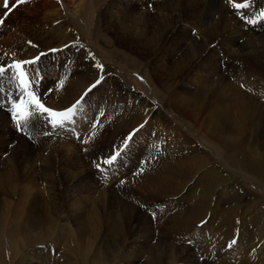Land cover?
I'll list each match as a JSON object with an SVG mask.
<instances>
[{"label":"rangeland","instance_id":"1","mask_svg":"<svg viewBox=\"0 0 264 264\" xmlns=\"http://www.w3.org/2000/svg\"><path fill=\"white\" fill-rule=\"evenodd\" d=\"M14 2H15V6L12 8V10L0 16V20L3 21V23L0 24V66H5L14 61H17L16 59L21 58L23 59V61H25L40 56V60L36 63L35 66L29 65L26 66V68H29V70L31 69V71L33 67L35 68L36 73H38L39 76L36 74V76L33 78V83L34 86L37 87L39 91L38 96L40 97L41 102L43 101L42 103H44L45 106L50 107L52 109L58 111L66 109L67 107H70L72 104H74L77 100H79L82 96L84 98L81 102L82 103L84 102L88 107H89V101L87 99L90 100L91 96L95 95L96 96L94 97L95 101L96 100L98 101V102L96 101L95 107L94 108L92 107L93 109L87 110L86 107L81 109L77 107V111L75 115L72 117V120L65 122L63 127H53L46 118L47 114H45V116L32 117L27 122L26 125L23 122H21L19 126L21 128H18L16 123L13 121L12 115L9 114L4 109L0 108V114L4 115L6 117V120H8L7 121L9 127L8 131H10L13 134L14 138L16 137L17 139L18 137V139H20V141L22 142V145L27 150V152L25 153L26 155L22 154V158L32 159L33 157H35L42 148L41 143H44L45 145H47L48 143V145H50V148L55 149V150L51 149L54 158L56 157L55 159H53V164L56 163L55 165H53L54 167L53 174L54 176H57V178L59 177L57 179V182H59L60 187H58L57 193L60 194L59 196H62V198L65 199L68 198L64 190L66 191L65 189L66 184L69 183L67 181L71 179L67 177L66 179L61 181V179H63L66 175L60 176L62 172L60 170L69 167L71 164L73 165V168L75 167L73 169V172L75 171V173L73 174H76L78 176L76 177V175H74V178L76 179V181L81 180V185L83 184L86 187L91 186L90 188L93 189L94 187H96L95 189L106 188L107 189L106 192L108 193L106 197L101 198L103 199L102 201H105L109 203V205H112L114 211L120 208L119 210L121 211V213L127 215L129 214L130 215L129 218L133 219L131 222V227L129 226L127 229L128 230L127 232L129 233L127 236L128 241L131 242L134 240H140L139 244L142 245L145 244L144 243L145 241L146 244H148V246L151 247L150 252L148 253L149 255L146 257H141L140 262L138 264L140 263L145 264L146 262L149 261H151L152 263L155 262V264H181V262L182 264L184 263L206 264V262L210 258H214V256L217 257V255L221 251L220 246L217 247L216 242L214 241V238H216L214 237V232H217V230L220 228L218 219H212L209 221L208 219L210 218V215L209 216L203 215L195 221V223L193 224L192 231H188L185 233H181L178 231L181 230L178 227V220H177L178 216L182 212H185V210L188 207L192 208L191 203L187 201L188 199H184L183 202L179 201L182 198L181 197L182 191L180 192V187L178 188V192L176 194L177 196H173V203L169 202L168 200L169 196L166 195L169 193H167L165 190H163V192L161 193H158L157 195H153L152 193L149 194L148 192L145 193L136 192L138 189H140V187H142V185L148 184L152 176H154L159 170H161L162 167L166 165L168 167L169 165V168H173L172 163L178 161V159L181 156L187 153L188 152L187 149H184L183 146H181L176 140L174 139L170 140L168 137H166L165 134L163 133L159 134L160 131L159 127H156L153 124L149 129L151 130L154 129L155 131L154 133L150 132V136H152V138L156 140L155 141L151 140L149 141V143L146 141L139 140L138 138L140 133L143 132V128L145 131L146 129H148L147 128L148 124L146 123L147 125H145L144 127L143 126L144 120H142V122L139 123V125H136L132 129L127 127L125 122L127 121V119L131 117L130 115H128L130 114L129 112H124L121 110L122 107L120 106L124 100L118 98V94L110 91V89L112 88H110L109 91H105L102 88V86L99 85L102 83L104 79L108 78V80L111 81L110 74H111V70H113L112 74H116L126 85L144 94L152 102L157 103L159 101L161 104L164 105L166 103L168 94L166 93V90L162 87V85L168 82L170 88L173 89V93L176 92L179 98H181L180 97L181 94L183 93L185 94L186 91L187 92L196 91L198 96L201 94V97H204V95L207 93L211 98L209 100H206L205 103L206 104L205 110L207 111L210 108V104L214 105L215 98H213L214 96L210 94V91H212L213 88L217 91L219 88L221 89V87L228 85L227 86L228 88H230L234 92H237L236 89H238V86L240 84V77L237 74V69L239 66V63L237 61H239L238 59L239 56L241 57L244 56L247 58L249 56L248 54L252 52V58L255 57L258 60L264 58V35H263L264 29L262 30L257 29L256 32L253 33V35L247 33V28L256 25L254 21V19L256 18L253 17L254 15L252 16L250 13L244 12L243 15H245V17L241 18L240 14L243 13V11L242 12L240 11L241 13L237 15L235 13L236 8L232 6V3L233 2L236 3V0H231V2L230 0H202V2H200L199 0L198 1L175 0V2H178L179 4L175 3L173 0H170L169 2L166 3L163 1L160 4H158L157 2L155 3L150 2L152 4L147 3L144 5L141 4L132 5L128 2H114L113 6L116 11L119 8H122V6H125L127 7L128 11L133 10L135 11V13L137 12L138 14L141 13L147 19L155 15V17L149 19V21L151 20L150 21L151 23L154 20H158L156 25L162 26L164 24L165 27L169 25L167 26L168 28L166 27L167 32H165L164 34H158L157 32L156 36H152L153 39L155 38L154 40L155 43H157V45L154 49L147 50L144 48L146 47L147 44L145 45L142 44V41L147 43V39L146 38L143 39L144 37L143 35L138 34V36H134L132 34V31H129V35L127 34L124 35V31L117 28L118 23H116L115 28L112 29H110L109 26L105 24L106 19L102 13L105 7L109 8L110 6L109 0H23V2H21V0H14ZM194 3L196 4L198 3V4L196 5ZM221 4L224 6H222ZM147 5H149L150 7L148 8ZM152 5L154 6V8ZM256 8H259V6H257ZM105 12H107V10H105ZM160 12H163L165 18L161 19V16L159 14ZM203 13L206 15H202ZM262 13H264V7H262ZM195 18L197 19L195 20ZM262 19H264V17H262ZM164 20L167 23H165ZM188 20L189 22L187 23ZM258 20L259 19L257 18L256 21L260 23V21ZM131 21H134L135 23L139 22L136 20H131ZM250 21H254V24L253 22ZM61 22L62 24L63 22H66L67 25L70 26L71 31L76 34L77 38L80 41H82L83 44H85L84 48L88 50V54L87 53L85 54L81 48L79 50V48L76 47L77 44L76 42H71V43L68 42V44H63L62 43V41H64L63 37L61 38V42H60L59 40V38L61 37L60 30L62 29L60 25ZM237 30H239L238 34H236ZM218 31L220 32L218 33ZM240 31L244 33V35H241L242 33ZM198 33L199 34L201 33V35H199ZM115 36H117L116 38H120L122 41L119 43L115 42L114 41ZM226 38L227 40L225 41ZM233 38H235L236 40ZM142 48H143V52H142ZM261 51L262 53H260ZM165 52L168 54H166ZM81 53L85 55L84 59ZM164 53L165 55H163ZM90 56L93 57L95 60L98 59L100 64L98 62L97 63L98 65H102V68L90 67L89 65H86L88 64L86 62L89 61L92 62L93 64V61ZM147 57H149V59ZM180 58L181 60H179ZM183 61L185 62L183 63ZM134 62H136L137 64H135ZM157 62L159 63L161 62V63L156 64ZM185 63H187L188 65L187 64L185 65ZM149 64L150 65L152 64L153 66L152 65L150 66ZM177 64L180 68L177 66ZM146 69L148 70L147 73L148 75L146 74L147 71ZM71 70L75 72L76 70H78V72L76 73L77 76L71 78ZM59 71H62L64 74L60 75L58 73ZM170 71L173 72L170 73ZM29 73L31 75V72ZM105 73L107 75H105ZM7 74H9V72ZM65 74L66 76H68L67 78L68 81H64L63 86L60 87L59 82L63 80ZM138 74L142 76L144 80H142ZM179 74L182 76L180 77ZM96 75H98V78L96 77ZM149 75L152 76L150 77ZM6 76L7 75L3 77L4 80H6L7 78ZM66 76L64 77V80L66 79ZM93 77L96 79H94ZM48 80H50L51 82H56V84L54 83L51 84V89L49 88ZM86 80L87 81L92 80L91 84L93 83V85H95L94 87H92L94 91L92 92L88 91L89 87L93 86L89 84L86 88L82 90V94L77 99L74 100V97H71V93L74 90L73 84L76 82L84 83L86 82ZM112 80L113 81L116 80L118 83L120 82L119 84L121 85V87L124 86V84L119 79L113 78ZM97 81H99L98 82L99 84H97ZM194 81H200V84H197L195 86L193 84ZM13 83L14 80L12 81L11 84ZM9 84L10 81L6 80L4 83L0 81V103L3 102V100H7V101L16 100V97L9 96L8 94L9 88H12L9 86ZM199 85H201V87ZM19 90L20 89H18V91ZM150 93L152 94L154 93L153 96L155 97L151 96ZM163 93L165 94L163 95ZM62 94H67V95L63 96ZM89 94L91 96H88ZM137 95L142 96L144 99L148 100L143 95L135 92H133V95L131 96L137 97ZM122 98H124V96ZM64 99L65 100L70 99L69 103L67 106L61 107L62 105L61 100L64 101ZM104 101L106 102V107L102 106ZM152 105L157 106L160 104L157 105L152 104ZM144 110H142V113H146L147 109ZM167 110L169 111V113L174 114V110L173 111L171 110L172 112L169 109ZM168 116L169 119L173 121V125L176 124L182 129H184L188 137L193 138L199 145L203 146L204 148H208V150H206L205 153L213 156V159L216 161V163L219 166L222 164L221 167L223 169L225 168L224 170L227 171L229 175L234 176L236 179H238V185H240L243 188L241 189L245 192V195L248 194L246 188H251L252 190L256 191L258 194L264 196V185H262L264 183H261L256 176H253L252 173L249 172V170L247 171L244 170V168H240L242 166L247 168V164L242 162L243 158L240 157L239 160H236V158H233V156H230L229 158L228 156L221 155L220 154L221 151L218 150L217 146H215L213 142H210L209 139L204 134H202L201 130H200L201 133L199 132L197 123H200V119L194 122L195 124L190 121L189 124L191 126H189L190 128H188L186 126V123L180 118H178V116L177 117L174 115H168ZM79 123H81V126ZM192 126L194 128L196 127L195 131L197 129V132L194 131V128ZM145 131L143 133H146ZM200 135H202L203 137ZM129 136L132 137L131 140L127 139ZM113 138L114 139L116 138L117 140L116 139L113 140ZM71 141L77 142L81 146V150H79L80 151L79 155H76L74 157V160L76 162L73 160L72 161L68 160L69 150L67 148L69 146L67 145L66 142L70 143ZM21 142L19 143V141H17L16 143L21 144ZM63 142L66 145H62ZM7 143L9 144V147L12 148L16 144V143L14 144V142L11 141ZM54 143H56L55 144L56 146L54 145ZM97 143L98 146L96 145ZM57 145L59 147L61 145L60 147L61 150H59L60 148ZM94 145L96 146L92 147V151L89 150V146H94ZM28 146L29 148L30 147L31 148L29 149ZM62 147L65 148V150ZM106 147L107 148L109 147L108 148L109 151L106 150L107 149ZM37 148L39 150H37ZM215 148L217 150H215ZM87 151H89L90 153L88 154ZM117 151L122 152V155H120L118 159L115 162H113V164L111 165L105 164L104 161L109 159ZM216 151L217 153H215ZM83 153L85 154L87 153L88 155L85 156V154ZM6 155L7 154H3L0 157V159H2V157L3 159H5L4 157H6ZM77 156L80 157L82 156V157L80 158ZM59 157L62 160L61 162ZM78 158H80V160ZM225 160L227 161L228 164L225 162ZM60 164L65 167H62ZM97 165H100V167L98 168ZM233 165H238L239 170L238 168L236 169V167H234ZM89 166L92 168H90ZM79 170L81 172H79ZM78 172L80 175L77 174ZM137 181H138V185H136ZM127 192L128 194H126ZM132 192H134L135 194ZM94 195H97L96 197L99 196V194H94ZM138 195L141 197L139 198ZM128 197H130L131 199ZM94 203L96 204L97 201L92 202L91 204ZM179 206H181L182 208ZM256 210L257 213H260V215L264 216L263 208L256 207ZM214 217L217 218L219 216L215 214ZM165 221L167 222L169 221L168 224ZM147 226H149V228L146 231ZM110 229H112L114 232L113 235L112 234L108 235V238L116 237L117 240V237L119 236L118 233L116 232V229L114 227H110ZM141 229H143V231H141ZM66 232L67 231L64 230L65 235ZM70 244L71 241L66 239L61 243H59L58 247L60 246L59 248L64 251H68V252L78 251L79 253L77 247ZM200 244L202 247L200 246ZM92 248L94 249L92 250V253L90 255L91 261H88L87 264H92L91 262L94 260L96 256L95 246H93ZM112 250H114V248L111 247V251ZM222 252L224 253V251ZM194 254L196 255L194 256ZM115 255H109L112 261L111 264L112 263L117 264L121 261L122 262L124 261L126 264H129L128 258H123L121 255H118L116 253ZM50 257L52 259L51 261L59 262L60 264H65V262H71V259L64 258L65 257L64 252L61 251L58 252V250L55 249L54 247H52V256ZM75 258L76 257H74V260L77 259ZM175 259L176 261H174ZM198 260L200 261V263ZM213 263L215 264V260L212 259L211 264Z\"/></svg>","mask_w":264,"mask_h":264},{"label":"bare ground","instance_id":"2","mask_svg":"<svg viewBox=\"0 0 264 264\" xmlns=\"http://www.w3.org/2000/svg\"><path fill=\"white\" fill-rule=\"evenodd\" d=\"M162 1L166 3V2H169L170 0H109V4H110V6L108 5L109 8L105 7L102 13L106 19L105 24H107L109 28L112 29V28H115V24L118 23L117 28L123 30L124 35L126 34L129 35V31H132V34L134 36H138V34L143 35L144 37L143 36H140V37H143V39L144 38L147 39V43L142 41L143 45L147 44L146 47L144 48L147 50L154 49L157 43H155V40H154L155 38L153 39L152 36H156L157 32L158 34H164L165 32H167L166 31L168 28L167 26L169 25L166 26L167 28L164 26V24L162 26L156 25L158 20H154L151 23L150 22L151 20L149 21V19L155 17V15L147 19L141 13L140 14H138V12L135 13V11L133 10L128 11L127 7L125 6H122V8H119V9L116 7L118 9L116 11L113 5H114V2H128L132 5H138V4L144 5L150 2H154V3L157 2L158 4H160L162 3ZM173 1L175 2V0ZM199 1L202 2V0H199ZM175 3H178V2H175ZM236 3H242V4L247 5L244 8H240V9L236 8L235 13L237 15L243 11V13L240 14L241 15L240 17L244 18L245 17V15H243L244 12L246 13L248 12L252 16L254 15L253 17H255L256 19L258 18L259 19L258 21H260L259 23L256 21V19H254L256 25L247 28V33H249L250 35H253V33L256 32L257 29H261V30L264 29V19H262V16H261L262 7H264V0H236ZM147 6L148 8L150 7L149 5ZM257 6H259V8H256ZM105 10H107V12H105ZM163 12L159 13L161 16V19L165 18ZM170 14H173V13H170ZM144 15H145V12H144ZM202 15H206V14L203 13ZM168 19H169V16H168ZM196 19L197 18H195V20ZM131 20H136L139 22L135 23L134 21H131ZM188 22L189 20L187 21V23ZM165 23L167 22L165 21ZM60 25L62 28L60 30V34H61V37L59 38L60 42H61L62 37L64 38L63 39L64 41H62L63 44H68V42L70 43L76 42L77 43L76 47H78L79 50L81 48L85 54L86 53L88 54V50L84 48L85 44H83V42L77 38L76 34L71 31L70 26L67 25L66 22H63V24L61 22ZM170 25H171V22H170ZM238 31L239 30H237L236 34H238ZM219 32L220 31H218V33ZM199 35H201V33ZM241 35H244V33H242ZM116 37L117 36H115L114 38L115 42L119 43L122 41L120 38H116ZM226 40L227 38L225 39V41ZM162 44H163V41H162ZM142 52H143V48H142ZM165 53L163 55H165ZM260 53H262V51ZM151 54H148V55H151ZM81 55H83V59H84L85 55L82 53ZM248 55H247L248 56L247 58L244 56L243 57L239 56L238 58L239 61H237L239 63L237 74L240 77V84L238 86V89H236L237 92H234L233 90L228 88L227 84H226L227 86L221 87V89L219 88L217 91L213 88V90L210 91V94L214 96L213 98H215L214 105L210 104V108L207 111L205 110V107H206L205 103H206V100L211 99L209 95L206 93L207 90L205 92L206 94L204 95V97H201V94L198 96L196 91H190V92L186 91V93L185 94L183 93L184 95L181 94L180 96L181 98H179L177 96V93L176 92L173 93V89H171L168 82H166L165 84L162 85V87L166 90L168 97H167L166 103L163 105L159 101L157 103L152 102L144 94L126 85L116 74H112L113 70H111V74H110L111 81H109L107 78V79H104L102 83L99 85V86H102V88L105 91H109V89L112 88L110 89V91L118 94V98H121L124 100L120 106L122 107L121 110L124 112H129L130 114L128 115H130L131 117L127 119V121L125 122L127 127L132 129L136 125H139V123H141L142 120H144V123H143L144 127L145 125L148 124V127L146 126L148 128L146 129V131L143 128V132L145 131L146 133L141 132L138 138L139 140L146 141L148 143L151 140L152 141L156 140V139H153L152 136H150V132L154 133L155 131L154 129L153 130L149 129L151 125L153 124L154 126L159 127L160 129L159 134H162V133L165 134L166 137H168L170 140L171 139L176 140L181 146H183L184 149H187L188 151L187 153L181 156L178 159V161H175L172 163L173 168H169V165L168 167L167 165L162 167L161 170H159L154 176H152L148 184L142 185V187H140V189H138L136 192H144V193L148 192L149 194L152 193L153 195H157L158 193H161L163 192V190H165L167 193H169V194H166L167 196H169L168 198L169 202L173 203V196H177L176 194L178 192V188L180 187V192L182 191V194H181L182 198L179 201L183 202L184 199H188L187 201L191 203V207H192V208L188 207L185 210V212H182L177 218L178 227L181 229L178 231L181 233L192 231L193 224L195 223V221L203 215H207V216L210 215V218L208 219L209 221L212 219L219 220L220 228L217 230V232H214V237H216L214 238V241L216 242L217 247L220 246L221 251L217 255V257L214 256V258H210L209 260L207 259L208 261L206 262V264H211L212 259L215 260V264H264V216L260 215V213H257V210H256V207L264 209V196L258 194L256 191L252 190L251 188H246V191H248L247 192L248 194L245 195V192L242 190L243 188L240 185H238V179H236L234 176L229 175V173L224 170L225 168L223 169L221 167L222 164L219 166L216 163V161L213 159V156L205 153L206 150H208V148H204L203 146L199 145L193 138L188 137L184 129H182L178 125L176 124L173 125V121L169 119L168 115H174L176 117L178 116V118H180L186 123V126L188 128H190L189 126H191L189 124L190 121L194 123L200 119V123H197L199 132L201 130L202 134H204L209 139L210 142H213L215 146H217L218 150L221 151L220 154L223 156H228L229 158L230 156H233V158H236V160H239L240 157L243 158L242 162L247 164V168H245L242 165H241L242 167L240 168H244V170H247V171L249 170V172L252 173L253 176H256L260 180L261 183H264V170H263L264 169V58H261L260 60L256 59L255 57L252 58V52H250V54ZM147 58L149 59V57ZM91 59L93 61V64L92 62L89 61V58H88L89 62H86L88 63L86 65H89L90 67L98 68V63L100 64L99 60L96 59L97 60L96 61L93 57H91ZM179 60H181V58ZM137 61H140V60H137ZM184 62L185 61H183V63ZM134 63L137 64L136 62ZM160 63L157 62L156 64H160ZM187 63H185V65ZM186 71H189V70H186ZM77 72L78 70H76V72L71 70V78L77 76L76 75ZM172 72L170 71V73ZM58 73L60 75L64 74L62 71H59ZM106 73L105 75H107ZM147 73H148V70L146 71V74ZM65 76L66 74L64 75V77ZM181 76L182 75H180V77ZM64 77H63V81H68L67 80L68 76H66L65 80H64ZM96 77L98 78V75H96ZM113 78L119 79L124 84L125 87L124 86L123 87L125 89L121 87V85L119 84L120 82L118 83L116 80L113 81L112 80ZM140 78L144 80L142 76H140ZM48 81H49V88L51 89V84L53 83L56 84V82H51L50 80ZM91 82L92 80H88V81L86 80V82L84 83H77V82L74 83L73 82L74 90L71 93V97H74V100L77 99L82 94V90L86 88L89 84H91ZM193 84L196 86L197 84H200V81H194ZM91 85H93V83ZM199 86L201 87V85ZM92 89H93L92 87H89V90L88 89L87 90L92 92L94 91V89L93 90ZM55 91H56V88H55ZM133 92L143 95L151 103L148 100L144 99L142 96H139V95H137V97L131 96L133 95ZM150 94L151 96H153L154 93L153 94L150 93ZM164 94L165 93H163V95ZM62 95L64 96L67 94H62ZM122 95L124 96V98H122L123 97ZM88 96H91V95L89 94ZM94 97L96 96L93 95L91 96L90 100L87 99L89 101V107L84 102L83 103L81 102V104L78 105L77 107L79 109L85 108V107L87 108V110L93 109L97 101V100L95 101ZM69 100L64 99L65 102L61 100L62 101L61 107L67 106L69 103ZM152 104H156V105L160 104V105L154 106ZM81 105H84V106H81ZM102 106L106 107L105 101L102 104ZM144 109H147L146 113H142V110ZM167 109H169L170 111L174 110V114L169 113ZM7 121L8 120H6V117L0 114V157L3 154H7L6 157H4L5 159H3V157L2 159H0V264H60L59 262L51 261L52 259L50 256H52V247L57 249L58 252L59 251L64 252L65 259L67 258L71 259V262H65V264H87L88 261H91L90 255L92 253V250L94 249L92 248L93 246H95L96 256L94 260L91 262L92 264H111L112 261L109 255H115V253L118 255H121L123 258H128L129 264H138L140 262L141 257H146L149 255L148 253L150 252L151 247H149L145 241H144L145 244L142 245V244H139L140 240H134V241L129 242L127 239V236L129 234L127 232L128 231L127 229L129 226L131 227V222L133 220L129 218L130 215L121 213V211L119 210L120 208L119 209L117 208L118 210L114 211L112 208V205H109V203L102 201L103 199L101 198L106 197L108 193L106 192L107 191L106 188L95 189L96 187L93 186L94 187L93 189V188H90L91 186L86 187L83 184L81 185V180L76 181V179L74 178V175L76 174H73L75 173V171L73 172V169L75 167L73 168V165L71 164L69 167H66L65 169L63 168L62 170H60L62 171L60 176L66 175L63 179H61V181H63L67 177L73 180L71 181L67 179L68 180L67 182L69 183L66 184V187H65L66 191L64 190V192L67 194L68 198L65 199V198H62V196H59L60 194L57 193L58 187H60L59 182H57V179L59 177L57 178V176H54L53 174V169H54L53 165L56 164V163L53 164V159H55L56 157L54 158L52 150H55V149L50 148V145H48V143L47 145H45L44 143H41L42 148L40 149V152H38V154L35 157H33L32 159L22 158V154L24 155L27 152V150L22 145V142L20 141V139H18V137L17 139L16 137L14 138L13 134L10 131H8L9 127H8ZM79 124L81 126V123ZM195 128H194V131H195ZM195 132H197V129ZM115 139L113 138V140ZM9 141L14 142V144L17 141H19V143L21 142V144L16 143L15 146H13L12 148V147H9V144L7 143ZM166 141H169V140H166ZM63 143L62 145H66L65 143L64 144ZM66 143L69 146L67 148L69 150L68 160L75 161L74 157L76 155H79L80 153L79 150H81V146L77 142H74V141H71L70 143L68 142ZM55 144L56 143H54V145ZM96 145L98 146V143ZM96 145L89 146V150L92 151V147H95ZM38 148L37 150H39ZM65 148L63 149L65 150ZM108 148L106 150H108ZM59 150H61V148ZM215 150L217 149L215 148ZM87 153L89 154L90 152L87 151ZM87 153L86 154L83 153V154H85L86 156L88 155ZM215 153H217V151ZM77 157H80V156H77ZM80 158L78 159L80 160ZM61 161L62 160L60 159V162ZM225 162L227 163L226 160ZM233 166L236 167V169L238 168V165H233ZM62 167H65V166H62ZM80 170L79 172H81ZM79 172L77 174H79ZM76 177L78 176L76 175ZM73 178L75 179L76 182L74 181ZM136 185H138V181ZM94 194H99V196L96 197L97 195H94ZM126 194H128V192ZM140 197L141 196H139V198ZM96 201H97L96 204L95 203L91 204L92 202H96ZM215 214L218 215L219 217L215 218L214 217ZM110 227H114L116 229V232L118 233V236H119L117 237V240H116V237L108 238V235H111V234L113 235V232H114L112 229H110ZM148 228L149 226H147L146 231ZM64 230L67 231L66 235L64 234ZM141 231H143V229H141ZM66 239L71 241V244L77 247V249L79 250V253L78 251H73V252L64 251L59 248L60 246L58 247L59 243H61L62 241ZM232 241H235V243L229 246ZM111 247L114 248L115 251L114 250L111 251ZM222 251H224V253ZM93 255H94V252H93ZM195 255L196 254H194V256ZM74 257H76L77 259L75 258L76 260H74ZM174 261H176V259ZM117 264H126V263L124 261L123 262L121 261ZM145 264H155V262L152 263L151 261H149V262H146Z\"/></svg>","mask_w":264,"mask_h":264},{"label":"snow or ice","instance_id":"3","mask_svg":"<svg viewBox=\"0 0 264 264\" xmlns=\"http://www.w3.org/2000/svg\"><path fill=\"white\" fill-rule=\"evenodd\" d=\"M23 2V0H21ZM231 2V0H230ZM232 6L240 9L244 8L247 5L242 3H232ZM261 16L264 17V13H261ZM253 22L254 21H250ZM3 21L0 20V24H2ZM55 51V50H53ZM44 55V54H41ZM40 60V56L34 57L31 60H25V61H14L11 65L0 66V76H3L7 73V71L11 69H15V78L17 79L19 86L23 89L22 92V98H17L18 102L13 101L12 107L10 109L13 121L16 123L17 127L20 126L21 122H23L25 125L27 122L34 116H45L47 114L46 118L51 123L53 127H63L65 122L71 121L72 117L75 115L77 111V106L81 104V101L83 100V96L77 100L74 104H72L70 107H67L63 110H55L50 107L45 106L44 103L41 102L40 97L37 95L35 86L33 83V78L36 76V70L33 67L31 75L29 71L26 69L25 66H35L36 63ZM98 67L102 68V65H98ZM99 81H97L98 83ZM64 84V81L61 80L59 82V86L62 87ZM90 86V87H94ZM128 140H131L132 137L129 136L127 138ZM122 155V152L117 151L114 155H112L109 159L105 160L104 163L111 165L113 162H115L118 157ZM99 168L100 165H97ZM143 170V169H141ZM235 243V241H232L231 244Z\"/></svg>","mask_w":264,"mask_h":264}]
</instances>
